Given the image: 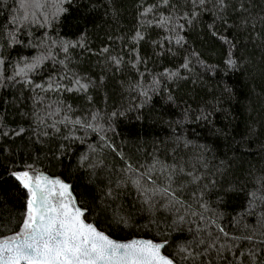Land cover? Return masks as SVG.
Returning <instances> with one entry per match:
<instances>
[{"label": "snow or ice", "instance_id": "1", "mask_svg": "<svg viewBox=\"0 0 264 264\" xmlns=\"http://www.w3.org/2000/svg\"><path fill=\"white\" fill-rule=\"evenodd\" d=\"M134 9L125 28L123 0H0V264H264V164L217 143L234 106L241 142L264 135V0ZM159 102L166 137L122 135Z\"/></svg>", "mask_w": 264, "mask_h": 264}, {"label": "trees", "instance_id": "2", "mask_svg": "<svg viewBox=\"0 0 264 264\" xmlns=\"http://www.w3.org/2000/svg\"><path fill=\"white\" fill-rule=\"evenodd\" d=\"M134 12V0H123V18L121 21L123 27H130L134 23ZM2 18L3 16L0 14V19ZM68 23L71 24L73 21L69 20ZM239 83L242 84L243 81H239ZM112 87L110 85V89ZM112 95L114 100L119 99L117 93L113 92ZM181 95H184V93H181ZM234 108L239 113L236 121V142L231 145L230 151L228 144L224 140H218L217 143L221 151L227 153L230 157H239L240 160L247 162L245 166L250 164L256 167L264 164V135H260L252 141L241 142V134L244 132V121L247 117L238 106H234ZM153 116L156 123H153V119L151 118L143 124L134 119L123 122L120 127L122 135L125 138L131 137L132 139L139 136L142 141L156 139L158 138L157 134H159V137H166L169 129H167L164 122L170 119H179V109L167 107L163 105V102L155 103ZM223 123L222 121H218V126H222ZM191 127L194 136L199 137V142L201 143L210 136V133L204 127L196 125H192ZM229 130L231 131L232 129L230 128ZM81 147L78 146V148ZM74 163L75 158L73 153L65 160V165ZM64 171L65 168L63 166L52 170L54 174H61ZM71 182L74 184L75 194L78 196L90 191L83 174L76 175ZM9 210L10 206H5L4 202L0 201V213L8 212ZM120 235H127V233H120Z\"/></svg>", "mask_w": 264, "mask_h": 264}]
</instances>
